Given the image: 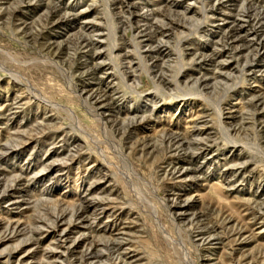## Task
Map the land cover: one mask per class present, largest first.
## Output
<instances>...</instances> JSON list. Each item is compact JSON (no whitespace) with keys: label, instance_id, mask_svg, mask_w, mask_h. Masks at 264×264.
I'll return each mask as SVG.
<instances>
[{"label":"rangeland","instance_id":"rangeland-1","mask_svg":"<svg viewBox=\"0 0 264 264\" xmlns=\"http://www.w3.org/2000/svg\"><path fill=\"white\" fill-rule=\"evenodd\" d=\"M247 6L264 16V0H0V144L33 137L0 156L1 188L18 180L20 197L19 207L0 203V264H82L87 241L48 259L56 238L23 247L31 235L5 238V228L51 226L94 182L126 228L127 263L264 264V46L247 42L254 18L237 51L224 38ZM157 25L163 37L146 42ZM220 51L213 64L200 59ZM97 91L112 98L105 108L89 100ZM194 125L205 155L162 145ZM187 167L198 171L179 172Z\"/></svg>","mask_w":264,"mask_h":264},{"label":"bare ground","instance_id":"bare-ground-1","mask_svg":"<svg viewBox=\"0 0 264 264\" xmlns=\"http://www.w3.org/2000/svg\"><path fill=\"white\" fill-rule=\"evenodd\" d=\"M172 1V0H171ZM212 1V0H211ZM255 1V0H254ZM26 2V1H25ZM171 3V2H170ZM226 3V2H225ZM124 4V3H123ZM174 4V3H173ZM226 5V4H225ZM261 5V4H260ZM172 6V5H171ZM130 7V6H129ZM22 8V7H21ZM132 8V7H131ZM148 8V7H146ZM145 9V8H144ZM149 9V8H148ZM171 9V8H170ZM245 11V14H242V16L240 17L239 20H237V24L234 26V28L228 32L224 38L227 39V41H229L231 43V47L234 50H238V46H240L241 43L246 42L247 39H245L246 37L242 36L243 31L245 32V25L250 22L249 20H252V18L255 19V24L253 22V24L255 25V28L251 30V32L249 33V37H251L250 40H247L248 43H253V42H258V44H260V46H264V32L261 35V29H264V16L262 15H258V16H254L252 14V8L250 6H247ZM124 10V9H123ZM152 10V9H151ZM128 11V10H127ZM260 11V10H259ZM154 12V11H153ZM56 13V12H54ZM124 13V12H123ZM149 13V12H148ZM147 13V14H148ZM240 13V12H239ZM118 14V13H117ZM131 14V12H130ZM60 16V15H59ZM133 16V15H132ZM141 16V15H140ZM56 17V16H55ZM62 17V16H61ZM147 17V16H146ZM162 17V16H161ZM223 17V16H222ZM65 18V17H64ZM165 18V17H164ZM13 19V18H12ZM58 19V18H57ZM150 20V19H148ZM40 21V20H39ZM48 21V19H47ZM55 21V20H54ZM57 21V20H56ZM55 21V22H56ZM143 21V20H142ZM152 21V20H151ZM157 21V20H156ZM163 21V20H162ZM182 21V20H181ZM180 21V22H181ZM139 22V21H138ZM165 22V21H164ZM169 22V21H168ZM225 22V21H224ZM121 23V22H120ZM142 23V22H141ZM140 23V24H141ZM159 23V22H158ZM178 23V22H176ZM232 23V22H231ZM143 24V23H142ZM145 24V23H144ZM92 25V24H91ZM90 25V27H91ZM160 25V24H159ZM154 26L155 29H153V31H150L146 34V37L148 38V40H146V42H149L151 40L154 39L155 36H160V29L158 28V26ZM223 25V24H222ZM126 26V25H125ZM139 26V25H138ZM141 26V25H140ZM150 26V25H149ZM183 26V25H182ZM145 27V26H144ZM160 27V26H159ZM180 27V26H179ZM46 28V27H45ZM83 28V27H82ZM149 28V27H148ZM227 28V27H226ZM21 29V28H20ZM95 29V28H94ZM22 30V29H21ZM44 30V29H43ZM162 30V29H161ZM169 30V29H168ZM224 30V29H223ZM85 31V30H83ZM146 31V30H145ZM40 32V31H39ZM92 32V31H91ZM138 32V31H137ZM144 32V31H143ZM147 32V31H146ZM42 33V32H41ZM164 33V32H163ZM162 33V35H163ZM171 33V32H170ZM24 34V33H23ZM30 35V34H29ZM43 35V34H42ZM41 35V36H42ZM90 35V34H89ZM161 35V36H162ZM222 35V34H221ZM35 37H37V35H35ZM43 37V36H42ZM73 37V36H72ZM163 37V36H162ZM30 38V37H29ZM139 40V37H137ZM37 39V38H36ZM44 39V38H43ZM156 39V38H155ZM82 40L84 41V44L86 45V48L88 46H94V42L92 39L90 38H82ZM223 40V39H222ZM143 42V41H142ZM141 42V43H142ZM154 42V41H153ZM157 42V41H156ZM101 43V42H100ZM224 43L225 40H224ZM153 44V43H152ZM157 44V43H156ZM223 44V43H222ZM247 44V43H246ZM160 45V43L158 44ZM72 46V45H71ZM146 47V45H143ZM154 46V44H153ZM217 46V45H216ZM144 47V48H145ZM150 47V45H149ZM221 47V46H220ZM224 47V46H223ZM222 47V48H223ZM249 47V46H248ZM75 48V47H74ZM156 48V49H155ZM149 50V53H151L152 55L158 53L161 48L159 47H155ZM252 48V47H251ZM250 48V49H251ZM255 48V47H254ZM64 49V48H63ZM88 49V48H87ZM47 50V49H46ZM50 50V49H49ZM145 50V49H144ZM254 50V49H253ZM66 51V50H65ZM224 51V50H223ZM246 51V50H245ZM248 51V50H247ZM166 52V51H165ZM242 52V51H241ZM50 53V51H49ZM85 53V52H84ZM141 53V52H140ZM197 53V52H196ZM54 54V53H53ZM198 54V53H197ZM201 54V53H200ZM212 54V53H211ZM59 55V53H58ZM208 55V54H207ZM221 55H223V53L218 52L216 53V55L212 54L211 57H199L202 61H206L207 62H212L214 59H218ZM234 55V54H233ZM55 56V55H54ZM146 56V55H145ZM157 56V55H156ZM164 56V55H163ZM197 56V55H196ZM111 57V56H110ZM253 57V56H252ZM160 58V57H159ZM232 58V57H231ZM248 58V57H247ZM145 59V58H144ZM155 59V58H154ZM229 59V58H228ZM198 60V59H197ZM224 60V59H223ZM227 60V59H226ZM238 60V58H237ZM159 61V59H158ZM218 61V60H217ZM152 62V61H150ZM225 62V61H224ZM217 63V62H215ZM222 62H219V68L221 69V66H223V64H221ZM131 65V64H130ZM156 66V65H155ZM158 66V65H157ZM167 66V65H166ZM169 67V66H168ZM162 68V67H161ZM151 69V68H150ZM156 69V68H155ZM153 70V69H152ZM151 70V71H152ZM165 70V69H164ZM252 70V68H251ZM218 71V70H217ZM157 72V71H156ZM220 72V71H219ZM251 72V71H250ZM108 74V73H107ZM133 74V73H132ZM219 74V73H218ZM216 74V75H218ZM220 75V74H219ZM218 75V77H219ZM221 77V76H220ZM125 79V78H124ZM218 79V78H217ZM216 80V79H215ZM104 81V80H103ZM214 81V80H213ZM165 82V81H164ZM205 83V82H204ZM107 89V88H106ZM99 90V89H98ZM91 91V90H90ZM93 91V90H92ZM115 92V91H114ZM90 93V92H89ZM113 93V92H112ZM88 95V94H87ZM38 99V98H37ZM108 99L112 100V98H110V96L106 95L104 92H92L89 95V100L94 101L95 105H100V108H105L106 105L105 103L108 101ZM83 101V100H82ZM14 102V101H13ZM261 102V100L259 101ZM91 106V105H90ZM91 108V107H90ZM10 109V108H9ZM99 109V108H97ZM11 110V109H10ZM96 110V109H94ZM5 111V110H4ZM100 111V110H99ZM1 113V112H0ZM9 113V112H8ZM95 114V113H94ZM13 116V115H12ZM98 116V117H97ZM97 116H95V118L97 117L100 120H103L101 114H97ZM203 116V115H202ZM222 116V115H220ZM7 118V117H6ZM97 119V120H98ZM188 121H190V123L195 124L196 127L198 128L201 124V117H195V115H190L189 119H187ZM130 121V120H129ZM203 124V123H202ZM103 125H105L103 123ZM190 125V124H189ZM195 125L194 127H191V130H188L185 133H174L171 130L164 133V135L162 136V141L161 143H163L162 145L166 146L167 150H171V151H182V152H195V151H199L200 155H205L207 153V145L204 146L203 142H205V139L202 137L204 136L205 132L203 130H198L196 131L195 129ZM106 126V125H105ZM245 126V125H244ZM203 127V126H202ZM195 128V129H194ZM242 128V127H240ZM195 130V131H194ZM178 131V129H177ZM39 132V131H38ZM37 132V133H38ZM18 134V133H17ZM15 134L14 136L20 140L19 144H10L9 142L6 144H0V156L2 155V153H8V152H14L17 151L16 149H18L21 146H26L28 142H32L33 137L27 138L25 139L23 136H19V134L17 135ZM202 137L201 140L196 139L194 140L193 144H191L192 146L189 148L188 147H184V138L183 137H189L192 135H195ZM206 136V135H205ZM209 136V135H208ZM195 137V136H194ZM24 138V139H22ZM12 139V138H11ZM15 141V140H14ZM209 143V142H208ZM206 143V144H208ZM190 144V143H189ZM195 146V147H193ZM194 155V154H193ZM1 158V157H0ZM54 165V163L51 165V167ZM129 165V163H128ZM237 165V164H236ZM130 166V165H129ZM179 167V166H178ZM131 168V166H130ZM227 170L226 174L228 175H232V177H235L237 175V173L239 172V167L236 166H232V165H227ZM177 169H175L174 174L176 172ZM182 171V173H186L188 174L189 172H197L198 170H194L191 169L190 167L187 168H183L180 169ZM42 172V171H41ZM177 172V173H179ZM239 174V173H238ZM135 175V174H134ZM0 176H1V172H0ZM226 181V180H225ZM2 180L0 179V203H9L11 206H18L19 207V198L17 195V183L18 180L14 182L13 185L10 186H5L4 189L1 188V184ZM13 183V182H12ZM100 182H94L92 184L89 185V189L87 190V192H90L91 194H89V198H87L86 200L80 202L79 204H77L76 206H71L68 207V209L66 210H62L63 212L61 214H58L55 216L54 219V223L51 226H47V227H38L35 229H30L28 230L26 227H24L23 222L20 221H12V220H8L6 222V228H5V238L8 236L10 237H19V236H25L26 234H30L31 237L29 239L25 238V240L23 241V243L21 245H23V247L28 246L31 243H36L37 242V236L39 234H45L47 236H52V238H56L55 242V248L53 249H48L46 250V255L49 258H54V259H63L66 252L60 251L61 249H66V250H70L72 249V247H75V245H80L81 242L83 241H87L88 245L85 248V251L83 252V256H82V261L83 263H87V264H106V261H110L112 264H131V263H127L126 262V256L129 255L126 250L124 249V241H123V235L124 231H125V227H120L118 228L114 223L115 221H110V211H112V208L110 206L111 201L108 198H102V197H98L97 193L99 191H101L102 189L99 186ZM233 191V190H232ZM49 194V193H48ZM178 195V194H177ZM179 200V199H178ZM186 204L189 203V201L185 202ZM191 203V202H190ZM21 204V203H20ZM176 208V207H175ZM20 209V208H19ZM61 209V208H60ZM65 209V208H63ZM38 211V210H37ZM46 211V210H45ZM51 211V210H50ZM70 211V212H68ZM263 211V210H262ZM48 212V211H47ZM201 213V212H200ZM203 213V212H202ZM48 214V213H47ZM51 215V214H50ZM114 215V214H113ZM207 215V214H206ZM52 216V215H51ZM69 216V217H68ZM171 216L173 217V219H177L176 217H183L184 214L183 213H179L177 215H173L171 214ZM192 216V215H191ZM68 217V218H67ZM115 217V216H114ZM201 217V216H200ZM200 217L196 216V219H192L191 223L193 224V226L198 225L201 220ZM262 217V216H261ZM106 218V222H102L103 219ZM116 218V217H115ZM51 220V218H50ZM208 220V219H207ZM35 221V220H34ZM195 221H197L195 223ZM37 222V221H36ZM37 224V223H36ZM35 224V225H36ZM96 224H106L105 229L103 230V233H99L98 229L96 228ZM45 225V224H44ZM208 225V224H207ZM26 226V225H25ZM46 226V225H45ZM3 224H1L0 222V229H2ZM190 228V227H189ZM82 229H86V231H84L82 233H80V230ZM77 230L80 233V236L72 239L70 237V235H72L74 233V231ZM3 231V230H2ZM45 232V233H44ZM87 232V233H86ZM4 233V232H3ZM78 233V232H76ZM102 235V236H99ZM199 235V234H198ZM108 236V237H106ZM11 239V238H9ZM72 239V240H71ZM3 241V240H1ZM71 243V244H70ZM20 245V246H21ZM36 246V245H35ZM53 246V245H52ZM73 248V249H75ZM36 250V249H35ZM14 251V250H13ZM31 250H27V253L29 254ZM34 252V251H33ZM32 252V253H33ZM76 253V252H75ZM2 254V253H1ZM25 254V253H24ZM5 255V254H4ZM12 255V254H11ZM45 256V255H44ZM22 257V256H21ZM20 259V258H19ZM23 259V258H22ZM26 261V260H25ZM20 262V261H19ZM25 263V262H24ZM56 263H58L56 261ZM82 263V264H83ZM4 264V263H3ZM43 264V263H42Z\"/></svg>","mask_w":264,"mask_h":264}]
</instances>
